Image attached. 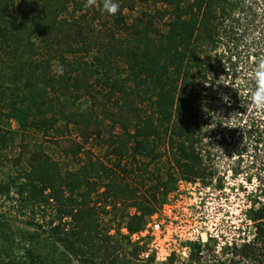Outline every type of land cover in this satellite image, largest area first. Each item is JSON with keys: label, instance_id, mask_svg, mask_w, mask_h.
<instances>
[{"label": "trees", "instance_id": "trees-1", "mask_svg": "<svg viewBox=\"0 0 264 264\" xmlns=\"http://www.w3.org/2000/svg\"><path fill=\"white\" fill-rule=\"evenodd\" d=\"M85 2L0 0V196L62 256L4 249L0 264H137L133 234L174 175L206 184L223 157L252 187L249 230L190 243L182 264H264V0ZM164 156L166 180L150 168Z\"/></svg>", "mask_w": 264, "mask_h": 264}, {"label": "rangeland", "instance_id": "rangeland-1", "mask_svg": "<svg viewBox=\"0 0 264 264\" xmlns=\"http://www.w3.org/2000/svg\"><path fill=\"white\" fill-rule=\"evenodd\" d=\"M78 105L87 107L88 102ZM10 125L15 129L19 124L16 119H12ZM100 147L95 146L93 152L100 153ZM166 158L164 156L150 166L165 180L169 169ZM216 164L218 171L214 179L206 184L174 175L176 180L171 181L173 188L140 234L144 252H148L149 256H142L137 264H182L188 256L190 243L212 240V243L216 241L224 244L236 240L242 232L249 230L246 210L250 206L248 194L252 187L244 176H236L231 172L233 160L223 157ZM30 222V217L25 216L24 211L0 196V229L10 236L7 241L0 239V250L23 256L24 248L29 246L60 263L61 248L47 238L36 224ZM119 222L122 224L121 219L115 220L112 226L118 228ZM154 222L160 224L158 229L149 226V223ZM170 256L173 257L171 263Z\"/></svg>", "mask_w": 264, "mask_h": 264}, {"label": "clouds", "instance_id": "clouds-1", "mask_svg": "<svg viewBox=\"0 0 264 264\" xmlns=\"http://www.w3.org/2000/svg\"><path fill=\"white\" fill-rule=\"evenodd\" d=\"M95 0H86L85 7L92 6ZM119 3L116 0H104L103 9L109 15H115L119 10ZM256 87L252 91V103L258 110L264 111V60H262L254 73Z\"/></svg>", "mask_w": 264, "mask_h": 264}, {"label": "built area", "instance_id": "built-area-1", "mask_svg": "<svg viewBox=\"0 0 264 264\" xmlns=\"http://www.w3.org/2000/svg\"><path fill=\"white\" fill-rule=\"evenodd\" d=\"M153 217V216H152ZM148 225V224H147ZM149 226H151V228L152 229H158L159 227H160V224L158 223V222H154V223H149ZM141 232L142 231H140V232H138V233H134L133 234V238L135 239V240H138V239H140L141 237H140V234H141ZM187 251L189 252V246H188V248H187ZM187 252V253H188ZM146 256V257H148L149 256V253L148 252H146V253H144L143 254V256Z\"/></svg>", "mask_w": 264, "mask_h": 264}]
</instances>
